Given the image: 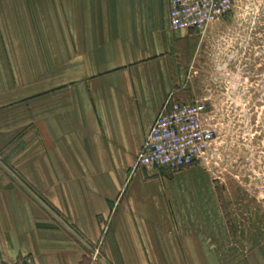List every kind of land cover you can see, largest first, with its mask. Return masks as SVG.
I'll return each mask as SVG.
<instances>
[{
  "label": "crops",
  "instance_id": "crops-1",
  "mask_svg": "<svg viewBox=\"0 0 264 264\" xmlns=\"http://www.w3.org/2000/svg\"><path fill=\"white\" fill-rule=\"evenodd\" d=\"M169 3L0 0V264L242 261L208 171L134 169L199 48Z\"/></svg>",
  "mask_w": 264,
  "mask_h": 264
},
{
  "label": "rangeland",
  "instance_id": "rangeland-1",
  "mask_svg": "<svg viewBox=\"0 0 264 264\" xmlns=\"http://www.w3.org/2000/svg\"><path fill=\"white\" fill-rule=\"evenodd\" d=\"M239 7L243 9L217 23L202 40L198 38L199 48L188 66L178 99L192 103L208 98L209 108H217L219 138L214 159L198 166L208 171L218 186V198L231 225L232 248L240 252V264H264V102L257 112L261 113L259 119L250 116L252 110L246 111L247 122L242 123L239 110L227 115L224 101L226 89L236 90L245 79L237 73L224 77V43L247 38L244 23L260 14L256 9L264 7V0H240ZM262 81L264 88V78ZM253 120H259V124Z\"/></svg>",
  "mask_w": 264,
  "mask_h": 264
},
{
  "label": "built area",
  "instance_id": "built-area-1",
  "mask_svg": "<svg viewBox=\"0 0 264 264\" xmlns=\"http://www.w3.org/2000/svg\"><path fill=\"white\" fill-rule=\"evenodd\" d=\"M240 0H170L169 27L172 31L196 33L202 40L229 14L239 11ZM209 99L186 103L170 95L145 134L135 158L134 169L165 168L178 172L214 159L219 123L209 108ZM98 260V253L93 254ZM13 264H34L23 257Z\"/></svg>",
  "mask_w": 264,
  "mask_h": 264
},
{
  "label": "flooded vegetation",
  "instance_id": "flooded-vegetation-1",
  "mask_svg": "<svg viewBox=\"0 0 264 264\" xmlns=\"http://www.w3.org/2000/svg\"><path fill=\"white\" fill-rule=\"evenodd\" d=\"M242 9L239 8V11ZM244 10L246 9L244 8ZM256 13L260 14L255 16L253 21L246 20L244 23L243 33L247 38L243 42L224 43V77H234L235 73L245 77L241 87L236 90L232 87L230 90L226 89L224 94L226 112L229 116L230 111L239 110L242 113L240 115L243 118L242 123L247 122L246 111L252 110L250 116L255 115L254 118L259 119L261 113L257 114V112L262 108L264 102V93L262 92L264 89L262 88V78H264V7L257 8ZM240 27H242L241 24ZM252 52L254 53L253 59L250 58ZM250 63H254V66ZM247 84L249 85L247 86ZM236 98H238V103L235 102ZM253 121L259 124V120Z\"/></svg>",
  "mask_w": 264,
  "mask_h": 264
}]
</instances>
